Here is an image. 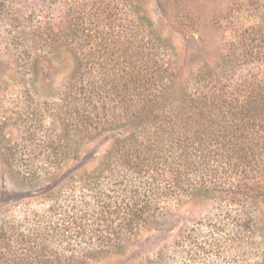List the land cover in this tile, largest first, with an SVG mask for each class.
<instances>
[{
  "label": "rangeland",
  "instance_id": "rangeland-1",
  "mask_svg": "<svg viewBox=\"0 0 264 264\" xmlns=\"http://www.w3.org/2000/svg\"><path fill=\"white\" fill-rule=\"evenodd\" d=\"M109 7L107 0H0V226L12 221L10 239L0 238V264H43L36 253L50 264H264L262 163L234 172L240 180L251 174L252 189L237 193L247 203L219 190L179 203L164 197L141 230L116 246H96L91 233L48 210L77 205L81 186L123 132V118L112 116L123 114V104L108 90L109 71L89 67L85 56L95 42L87 34L107 28ZM135 11L176 65L175 105L195 92L202 69L222 80L264 75V0H136ZM92 81L108 90L100 96L116 123L88 135L76 127V106L80 85ZM118 188L112 201L124 196ZM74 212L70 220L79 221ZM34 228L45 234L33 244L18 236Z\"/></svg>",
  "mask_w": 264,
  "mask_h": 264
},
{
  "label": "trees",
  "instance_id": "trees-1",
  "mask_svg": "<svg viewBox=\"0 0 264 264\" xmlns=\"http://www.w3.org/2000/svg\"><path fill=\"white\" fill-rule=\"evenodd\" d=\"M107 1L108 26L87 34L95 42L85 56L89 67L98 64L109 71L108 90L121 96L123 104V114L112 116L123 118V132L93 168L90 182L81 186L77 205L53 204L48 209L58 210L62 224H73L81 235L91 233L89 239L98 247L123 244L138 233L164 197L179 203L188 194L219 190L223 196L231 195L225 197L229 201L247 203L237 193L252 189L251 174L240 180L234 172L256 171L264 164V75L222 80L213 70L202 69L187 104L183 100L175 105L170 95L176 65L165 60L168 53L144 17H135L136 0ZM261 67L256 66L258 71ZM108 90L95 81L80 85L78 95L83 96L77 97L76 106L80 131L91 135L116 123L107 117L108 106L100 96ZM48 144L53 159L56 148L51 139ZM114 176L122 181L114 182ZM100 177L109 180L95 181ZM117 187L124 196L112 201ZM71 211L81 213L79 221L70 220ZM11 222L0 226V238L10 239ZM44 234L34 228L21 230L18 236L30 245ZM40 255L32 257L38 256L43 264L52 262Z\"/></svg>",
  "mask_w": 264,
  "mask_h": 264
}]
</instances>
